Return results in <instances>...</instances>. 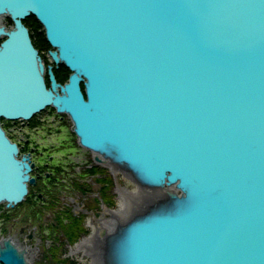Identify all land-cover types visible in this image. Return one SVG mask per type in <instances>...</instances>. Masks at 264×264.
Instances as JSON below:
<instances>
[{
	"label": "water",
	"instance_id": "obj_1",
	"mask_svg": "<svg viewBox=\"0 0 264 264\" xmlns=\"http://www.w3.org/2000/svg\"><path fill=\"white\" fill-rule=\"evenodd\" d=\"M31 15L68 82L49 65L47 85ZM0 18L13 21L0 26V205L36 183L1 120L52 107L96 162L167 186L101 231L102 263L264 264V0H0ZM2 240L0 264H28Z\"/></svg>",
	"mask_w": 264,
	"mask_h": 264
},
{
	"label": "rangeland",
	"instance_id": "obj_2",
	"mask_svg": "<svg viewBox=\"0 0 264 264\" xmlns=\"http://www.w3.org/2000/svg\"><path fill=\"white\" fill-rule=\"evenodd\" d=\"M7 20V26H13L12 20L8 18L5 21ZM27 25L46 63L53 66L55 75L57 70L62 72V84L68 82L71 71L64 64H54L48 55L52 47L43 26L34 17L28 19ZM3 127L12 141L18 143L23 150L33 152L35 167H41L43 172L55 173L53 186L51 184L49 187L56 188L55 196L59 197L60 202L46 208L44 205H34V196L29 195L24 203L29 210L17 208L14 214L9 213L3 204L0 208V241L3 237L21 236L22 231L26 233L34 229V244L38 248L57 246L58 253L67 257L70 250H74L75 242L96 236L92 245L84 243L81 249L92 257L89 264H104L102 243L113 227L110 230L106 226L100 228V223L112 218L125 224L134 215L146 212L155 203L156 197L162 196L160 193L150 196L152 191L133 183L132 176L126 170L115 165H111L114 167L111 170L96 162L95 155L79 144L68 115L58 113L52 107L28 121L3 120ZM46 164L49 166L45 167ZM78 196L87 197L88 203H71L70 199ZM67 209L75 214L69 221L60 218L61 212ZM83 210L89 212L85 214ZM90 211L92 214H89ZM115 212L118 216H115ZM103 230L106 236L101 238ZM71 260L86 264L79 255Z\"/></svg>",
	"mask_w": 264,
	"mask_h": 264
},
{
	"label": "flooded vegetation",
	"instance_id": "obj_3",
	"mask_svg": "<svg viewBox=\"0 0 264 264\" xmlns=\"http://www.w3.org/2000/svg\"><path fill=\"white\" fill-rule=\"evenodd\" d=\"M19 149H20L21 156L30 154L31 160H32L33 152L23 150L21 146H19ZM52 160H53L52 157H50V161ZM48 166L49 164L45 165V167H48ZM32 173H33L32 175L36 179V183L31 184L29 186V195L34 196V199H33L34 205L40 204V205L46 206L47 208L48 205L58 204L60 201H59V197L55 196L57 195L56 188L49 187V185L51 186L52 182L55 180V173L54 172L49 173L47 171L43 172V169L39 166L35 167V164H34ZM45 184H47L48 186ZM28 196L22 203L16 205L15 207L8 208L6 204H4L6 208L8 209L7 211L11 214H14V211L17 208H21V207L29 210V207L27 208V206L24 205V203L28 199ZM70 200H71V203L75 205L86 204L89 201L87 197H79V196L71 198ZM83 212L87 214V212L89 211L83 210ZM61 214L62 215L60 216V218H62L65 221L66 220L69 221L72 218V215H75L72 212H70V209H67L66 211H62ZM89 214H92V211H90ZM59 228L61 229V226H59ZM22 232L23 234L21 236H18V235L12 236L13 237L12 241L16 244V246L19 248L20 251L24 252V255H25V258L28 264H79L78 262H74L73 260H71V258L74 259L73 254H71L72 249L70 250L69 256H67L71 258L68 259L67 257L62 256V253L60 252L58 253L57 246L56 247L52 246L49 249L45 247L38 248V246L34 244V240H35V230L34 229H31L27 231L26 233H24V231ZM7 237H11V236H7ZM7 237H3V238H7ZM77 244L78 243L76 242L74 243L73 245L75 246L74 248H76ZM82 252H84V249L82 250Z\"/></svg>",
	"mask_w": 264,
	"mask_h": 264
},
{
	"label": "bare ground",
	"instance_id": "obj_4",
	"mask_svg": "<svg viewBox=\"0 0 264 264\" xmlns=\"http://www.w3.org/2000/svg\"><path fill=\"white\" fill-rule=\"evenodd\" d=\"M31 17H34L40 24H41V22L37 19V17L36 16H34V15H31V16H29V17H27L25 20H24V24L27 26V28L29 29V31H30V28L28 27V25L26 24V20L27 19H29V18H31ZM6 19H4V18H0V26L1 27H6V30L7 31H9L11 28H12V25H11V27H8L7 26V24H8V20L7 21H5ZM12 23H13V21H12ZM42 25V24H41ZM43 26V25H42ZM44 28V27H43ZM44 32H45V30H44ZM30 34H31V31H30ZM45 35H46V33H45ZM47 38V37H46ZM33 40V39H32ZM48 40V39H47ZM48 43L50 44V42L48 41ZM33 44H34V46H35V48L38 50V52H39V55L43 58V61H44V64H45V68H46V72H45V78H46V83H47V85L49 86L50 84H51V81H50V75H49V71H48V68H49V65L46 63V61L44 60V57H43V55L41 54V51H40V48H38V46H36L35 45V42L33 41ZM51 45V44H50ZM52 47V46H51ZM52 49H50L49 51H48V55H49V52L51 51ZM49 57H50V55H49ZM51 58V57H50ZM52 60V59H51ZM53 61V60H52ZM53 63L54 64H56L54 61H53ZM60 64H64V63H60ZM57 65V64H56ZM64 66L66 67V68H68L65 64H64ZM68 70L70 71V69L68 68ZM70 74H71V72H70ZM56 76V75H55ZM69 77H70V75H69ZM56 79H57V77H56ZM69 80V79H68ZM57 81L58 82H60L61 83V81L60 80H58L57 79ZM82 89H83V91L85 90V86H83L82 85ZM35 116V115H34ZM3 120H7V119H2L1 120V123H2V127H3ZM10 121H12V120H10ZM4 128V127H3ZM12 140V139H11ZM14 142V141H13ZM16 143V142H15ZM18 145V144H17ZM18 147H19V145H18ZM92 152V151H91ZM94 155L96 154V153H94V152H92ZM22 156L20 155V153H19V155H18V158L20 159ZM101 159H102V162L100 163L102 166H106V167H108V168H110L111 170H113L114 169V167H112L111 165L112 164H109L108 163V161L106 160V158L105 157H103V156H101L100 157ZM32 172H33V170H32ZM32 172H30V175H31V177H33L34 178V176L32 175L33 173ZM133 181V183H135L136 185H139L140 186V184H138L137 182H135L134 180H132ZM30 185V184H29ZM167 187V186H166ZM166 187L164 188V190H160L159 189V191H153L152 190V192L149 194L150 196H152V195H154V194H158V193H160V195H162V196H158V197H156V200H155V203L153 204V205H151V206H149L148 208L150 209H153L155 206H156V204L158 203V201H160L161 200V197H167L166 195H167V191H166ZM174 188L175 187H170L169 188V191L168 192H176L175 190H174ZM149 190V189H148ZM168 190V189H167ZM151 191V190H150ZM28 195H29V193H28ZM27 195V196H28ZM145 197H146V195L145 194H143ZM26 196V197H27ZM26 199V198H25ZM22 203V202H21ZM3 204H1L0 205V208H1V206H2ZM146 209V210H149V209ZM110 212V211H109ZM111 213V212H110ZM117 212H115L114 214H116ZM141 213H139V215H140ZM115 216H118V213L115 215ZM134 216H137V214L136 215H134ZM131 219V218H130ZM130 219L128 220V221H130ZM127 221V222H128ZM122 222L123 221H121V220H119V219H110V220H105V222L103 221V222H101L100 224L101 225H99V227L101 228V227H103V226H106V228H108L109 230L111 229V227H113V229L111 230L112 232L111 233H109V235L110 234H114V233H117V230H118V227L122 224ZM94 237H96V236H94ZM94 237H91V239L90 238H87V239H84V240H82V241H79L78 243L79 244H77L76 245V248H74V250H72V252H71V254H73V256L76 258V257H78V255H79V257L81 258V260L83 261V262H85L86 264H89L88 263V261H89V259H90V257L91 256H88V254L87 253H85V252H83V253H80V252H82V249H81V247H82V245H84V243H90L91 245L93 244V238ZM7 238H9L10 240H13V237H7ZM4 240H1L0 241V244L1 245H3L4 246V242H3ZM16 248L19 250V248L16 246ZM20 251V250H19ZM92 258V257H91ZM100 263V262H99Z\"/></svg>",
	"mask_w": 264,
	"mask_h": 264
},
{
	"label": "trees",
	"instance_id": "obj_5",
	"mask_svg": "<svg viewBox=\"0 0 264 264\" xmlns=\"http://www.w3.org/2000/svg\"><path fill=\"white\" fill-rule=\"evenodd\" d=\"M34 19H35V18H34ZM27 21H28V19L26 20V24H27ZM32 38H33V37H32ZM36 46H37V45H36ZM57 71H58V73H56V77H57L58 80L62 81V79H63V78H62V74H61L62 72L59 73L60 70H57Z\"/></svg>",
	"mask_w": 264,
	"mask_h": 264
}]
</instances>
